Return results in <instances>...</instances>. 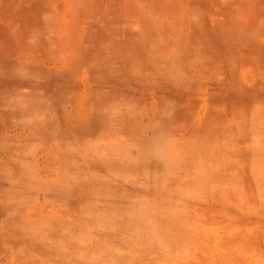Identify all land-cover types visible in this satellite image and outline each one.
<instances>
[{
	"label": "clouds",
	"instance_id": "1",
	"mask_svg": "<svg viewBox=\"0 0 264 264\" xmlns=\"http://www.w3.org/2000/svg\"><path fill=\"white\" fill-rule=\"evenodd\" d=\"M31 5L0 40V264H264V0Z\"/></svg>",
	"mask_w": 264,
	"mask_h": 264
},
{
	"label": "bare ground",
	"instance_id": "2",
	"mask_svg": "<svg viewBox=\"0 0 264 264\" xmlns=\"http://www.w3.org/2000/svg\"><path fill=\"white\" fill-rule=\"evenodd\" d=\"M35 7L30 6V0H3L0 4V40L11 43L16 26L23 28L30 21Z\"/></svg>",
	"mask_w": 264,
	"mask_h": 264
}]
</instances>
